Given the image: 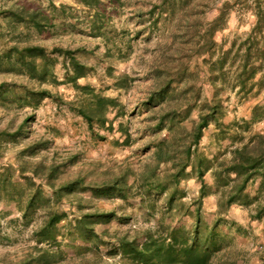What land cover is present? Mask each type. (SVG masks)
Instances as JSON below:
<instances>
[{
  "label": "clouds",
  "instance_id": "obj_1",
  "mask_svg": "<svg viewBox=\"0 0 264 264\" xmlns=\"http://www.w3.org/2000/svg\"><path fill=\"white\" fill-rule=\"evenodd\" d=\"M0 264H264V0H0Z\"/></svg>",
  "mask_w": 264,
  "mask_h": 264
}]
</instances>
